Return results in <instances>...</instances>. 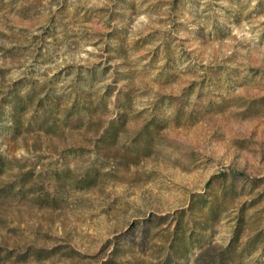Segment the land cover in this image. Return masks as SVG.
<instances>
[{"label": "rangeland", "instance_id": "rangeland-1", "mask_svg": "<svg viewBox=\"0 0 264 264\" xmlns=\"http://www.w3.org/2000/svg\"><path fill=\"white\" fill-rule=\"evenodd\" d=\"M0 156V264H264V0H0Z\"/></svg>", "mask_w": 264, "mask_h": 264}, {"label": "trees", "instance_id": "trees-1", "mask_svg": "<svg viewBox=\"0 0 264 264\" xmlns=\"http://www.w3.org/2000/svg\"><path fill=\"white\" fill-rule=\"evenodd\" d=\"M5 161L6 160L0 156V175L7 169ZM18 179V194L22 192L24 182L27 179H33L31 187H35L34 185L36 183L31 170H26L24 172L20 170ZM14 189V187L7 188L4 186L1 188L5 193L13 191ZM194 199H199V197L196 196ZM198 201L200 203V207L198 208L199 215L196 216L195 211H193V200L188 210L181 211L174 217V231H172L171 238L167 245L168 252L160 264H181V261L189 255L194 247L201 249V252L196 257L197 261L200 257H210L206 259V264H244L242 261V252L236 250V245L233 242L228 244L223 250L217 251L216 253L210 252V250H213V247L209 246V242L206 238V231L211 229L213 222L218 217L216 211L217 204L215 201L206 198H200ZM156 219L161 221L165 218L159 217Z\"/></svg>", "mask_w": 264, "mask_h": 264}]
</instances>
